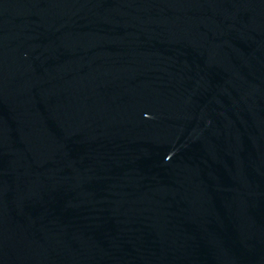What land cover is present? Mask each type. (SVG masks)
Segmentation results:
<instances>
[{
  "label": "water",
  "instance_id": "water-1",
  "mask_svg": "<svg viewBox=\"0 0 264 264\" xmlns=\"http://www.w3.org/2000/svg\"><path fill=\"white\" fill-rule=\"evenodd\" d=\"M0 264H264V0H0Z\"/></svg>",
  "mask_w": 264,
  "mask_h": 264
}]
</instances>
